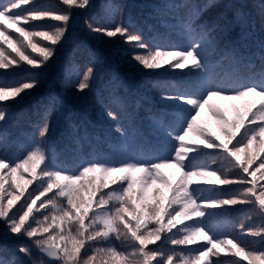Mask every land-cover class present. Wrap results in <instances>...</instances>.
I'll return each mask as SVG.
<instances>
[{"label":"snow or ice","instance_id":"1","mask_svg":"<svg viewBox=\"0 0 264 264\" xmlns=\"http://www.w3.org/2000/svg\"><path fill=\"white\" fill-rule=\"evenodd\" d=\"M62 2L69 8H83L88 4V0ZM28 3L29 0L0 3V69L18 64L3 45L11 48L20 61L40 67L55 54V49L34 43L33 37H41L55 46L66 32L70 12L54 14L48 9L22 7ZM214 6L212 0L203 7H194L187 0L172 5V10L188 9L181 23L189 36V43L176 50L150 44L141 34L123 25L104 29L89 24L94 32L105 33L108 37L119 35L126 43L132 44L131 59L144 69H158L162 66L161 59L169 58L167 62L171 67L185 68L191 65L199 70L203 77L199 93H178L167 97L176 102L173 107L177 109L174 121L161 122V127L173 142L169 156L155 161L134 157L119 162L89 159L69 171L52 164L44 151L43 140L50 128L47 120L39 130L40 142L34 143L27 154L17 161H9L2 154L0 135V223L8 233L28 238L30 243L20 245L18 251L28 256L31 264H153L154 261L155 264H207L208 258L216 255L213 249L220 251L221 246L227 248L228 245L235 250V256L248 260L249 264H264V248L246 249L241 242L221 239L218 235L210 234L211 230L203 221L185 223L193 220V217L211 216L212 213H206L205 205L218 207L235 204L250 205L249 213L264 222V184L257 187L258 182L264 180V159L257 168L249 171L258 153H248L250 146L260 148L264 145V55L259 57L261 64L257 68L251 57L237 53L231 39L233 22L224 13L207 24L197 25L199 16ZM261 10L264 13V5H261ZM45 17L61 21L64 26L53 25L51 32L35 31L41 26L31 25L30 21ZM5 21L16 26L14 31L18 36L13 38ZM22 24L29 27L25 28ZM209 43L214 44L211 57L216 60L214 67L224 68V62L229 61L221 76L213 75L214 67L209 63L210 57L205 54ZM26 48L38 52L42 59L26 54ZM261 48L264 49V45ZM173 60L176 63L173 64ZM92 73V68L83 73V78L76 85L79 90L89 87ZM35 84L34 77L14 83L0 80V102L20 97ZM214 98L241 101L244 111L240 113L238 110L237 118L229 121L212 106ZM206 106L222 122L221 131L227 137L226 142H218L205 135L206 130L199 125L198 120ZM6 107L0 103V121L6 118ZM107 115L116 119L113 112ZM241 128L244 129L242 138L233 144ZM116 131L123 133L119 125ZM193 136L199 137V140L191 139ZM200 144L207 149L219 150L209 158L213 162L217 159L222 161V174H218L221 169L192 163L196 157L190 156V153L207 155L199 148ZM241 152L245 153L243 158ZM169 168L179 172L175 180L163 171ZM230 172H235V178L228 177ZM24 173L31 175L24 186L12 179L17 176L24 180ZM212 177L215 179H210ZM33 180L40 183L17 207L26 186L32 184ZM199 180L209 185L239 184L241 187L231 194V198L221 199L223 193L205 196V189L193 187ZM6 181H11L8 187L5 186ZM208 191L214 192L216 189ZM48 193H52V196L37 206V201L47 197ZM41 209L46 211L41 212ZM149 224L154 226L149 227ZM178 225L182 227L177 228ZM173 229H177L176 232ZM249 234L260 237V242L264 244V223L255 229L249 228ZM114 240L120 241L119 248L113 243ZM161 240L177 246L195 245L199 241L206 244H201L195 251H173L171 254H166L162 246L149 248V245ZM0 264L16 262L0 259ZM233 264L240 262L234 261Z\"/></svg>","mask_w":264,"mask_h":264},{"label":"trees","instance_id":"2","mask_svg":"<svg viewBox=\"0 0 264 264\" xmlns=\"http://www.w3.org/2000/svg\"><path fill=\"white\" fill-rule=\"evenodd\" d=\"M6 2L7 0H0V3ZM183 2L185 0H88V4L83 8H69L62 0H29L27 5H22L24 8L48 9L54 14L70 12L71 15L63 38L55 46L41 37H33L34 43L55 49V54L40 67L20 61L11 48L3 45L18 64L0 69V80L14 83L34 77L36 84L32 89L25 90L20 97L0 102L7 106L6 118L0 121L2 154L9 161L23 158L34 143L40 142L39 130L47 120L50 128L43 140L44 151L52 164L69 171L89 159L119 162L127 157H134L155 161V153H158L160 158L169 156L173 142L161 127V122L174 121L177 109L173 107L176 102L167 97L178 93H199L203 85L199 70L191 65L185 68L171 67L167 62L169 58H162V66L158 69H144L131 59L132 44L126 43L119 35L108 37L105 33L94 32L89 28V24L94 28L104 29L123 25L129 27L130 31L141 34L150 44L176 50L186 47L189 43V36L181 23L188 9L172 10L174 3ZM187 3L194 7H203L209 0H187ZM212 3L215 6L207 8L196 24L204 25L215 20L221 13L226 14L228 20L233 22L231 39L235 43L237 53L243 57H251L259 68V57L264 55V49L261 48V45H264V13L261 10L264 0H212ZM5 24L13 38L19 35L14 31L16 26L7 21ZM30 24L41 26L35 28V31L48 32L54 30L51 27L53 25L64 26L63 22L51 17L30 21ZM21 26L29 27L24 24ZM213 49L214 44L209 43L205 54L210 57L209 63L214 67L216 60L211 59ZM24 50L31 57L42 59L40 54L33 52L31 48ZM172 63L176 61L173 60ZM228 64L229 61L226 60L224 68L214 67L213 75H223ZM88 68L93 69L89 87L79 90L76 85ZM241 70H244L243 67ZM211 104L229 121L237 118L238 110L240 113L244 111L241 101L214 98ZM108 112H113L116 119L109 117ZM198 123L206 130L205 135L217 139L218 142H226L227 137L221 131L222 122L211 114L207 106L202 111ZM117 125L123 129V133L116 131ZM247 126L245 121V127ZM229 129L232 130L230 125ZM243 131L241 128L236 134L233 144L242 138ZM191 139L199 140V137L193 136ZM231 146L230 144L229 147ZM199 148L207 155L197 156L196 153H190V156L196 157L192 163L207 164L210 169H221L218 174H222V161L217 159L213 162L209 158L219 150L204 148L203 144H200ZM248 153H258L255 163L249 169L253 171L261 159H264V145L260 148L252 145ZM240 155L243 158L245 153L241 152ZM163 171L173 180L179 176L175 169ZM228 177L235 178V172L228 173ZM24 178L21 180L13 176L12 179L24 186L25 180L31 179L30 173H24ZM10 183L11 181H6L5 186L8 187ZM39 183V180H33L32 184L26 186L24 196L17 202V207ZM260 184H264V180L258 182V188ZM193 187L205 189V196L223 193L220 198L229 199L241 185H209L199 180ZM212 188L216 191H208ZM165 191L167 193V190ZM51 196L52 193H48L47 197H41L37 206ZM5 199L7 200V197ZM164 205H167V200ZM250 207L246 204L218 207L205 205L206 213H212L211 216L193 217V220L185 223L203 221L207 229L211 230L210 234L218 235L221 239L241 242V246L246 249L264 248L260 237L249 234V228L255 229L264 223L249 213ZM44 211L46 210L41 209V212ZM153 226L149 224V227ZM179 227L182 226L178 225L177 228ZM176 230L173 229V232ZM29 243L28 238L24 236L8 233L0 223V259L6 262L15 261L16 264H31L29 257L18 251L20 245ZM113 243L120 247V241L114 240ZM201 244L206 242L177 246L161 240L149 245V248L162 246L166 254H171L173 251H195ZM213 251L216 255L210 256L207 264H233L234 261L249 264L248 260L234 255L235 250L231 245L227 248L221 246L220 251ZM33 255H36L35 251Z\"/></svg>","mask_w":264,"mask_h":264}]
</instances>
